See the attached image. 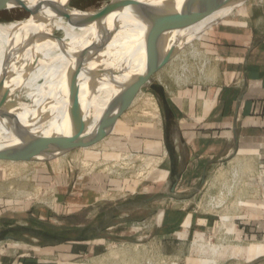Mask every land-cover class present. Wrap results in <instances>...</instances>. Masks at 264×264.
I'll return each instance as SVG.
<instances>
[{"label": "crops", "instance_id": "0c3cea01", "mask_svg": "<svg viewBox=\"0 0 264 264\" xmlns=\"http://www.w3.org/2000/svg\"><path fill=\"white\" fill-rule=\"evenodd\" d=\"M248 2L237 11L224 2V19L203 40L214 65L212 84L177 86L167 95L166 129L143 130L152 136L146 150L169 157L173 177L130 180L125 188L102 178L93 190L60 191L46 218L68 223L71 212L120 189L123 209L143 211V219L126 212L105 237L56 241L54 232L40 235L44 218L35 208L0 207V222H17L0 224V264H264V11L253 19L257 5L245 8ZM199 38L198 31L187 51ZM189 198L199 199L195 208ZM141 232L149 241H138ZM209 246H222L224 255L217 258L214 250L204 258Z\"/></svg>", "mask_w": 264, "mask_h": 264}, {"label": "bare ground", "instance_id": "6f19581e", "mask_svg": "<svg viewBox=\"0 0 264 264\" xmlns=\"http://www.w3.org/2000/svg\"><path fill=\"white\" fill-rule=\"evenodd\" d=\"M25 1L33 5L40 0ZM56 1L60 5L51 10L0 13V86L4 80L0 95L17 101L15 113L26 128L18 138L2 121L0 137L16 144L68 133L69 101L78 88L88 130H92L129 77L143 71L147 16L164 0H133L130 8L113 12L112 5L122 0H102L93 11L73 6V0ZM222 1H201L180 28L167 35L168 49L178 52L174 58L188 46L189 37L224 19ZM175 2L180 9L183 0ZM242 2L225 6L231 10ZM100 59L106 61L96 91L90 93V72Z\"/></svg>", "mask_w": 264, "mask_h": 264}, {"label": "rangeland", "instance_id": "374dc122", "mask_svg": "<svg viewBox=\"0 0 264 264\" xmlns=\"http://www.w3.org/2000/svg\"><path fill=\"white\" fill-rule=\"evenodd\" d=\"M79 1L73 0L72 5L85 11H93L101 6L105 0ZM230 1L235 0H223L222 4L224 2L230 3ZM243 1L241 5L249 0ZM252 3L254 6L257 5L253 9L252 18L263 15L261 10L264 11V0L257 3L255 0H251L245 8ZM239 8H233L232 11H237ZM212 28L202 34L200 33L197 46L199 50L191 45L187 51V46L181 52L185 55L181 58L182 60H173L155 74L152 77L153 84L164 88L166 95H169L173 89L180 85L212 84L214 65H212L209 53L206 52L205 41H203L208 38L210 34L208 32ZM189 40H194V35L189 37ZM177 58L179 57L176 56ZM165 122L161 96L148 87L138 94L130 108L119 118L102 142L94 143L89 148L73 150L60 157L32 162L11 163V161H0V207L6 209L23 208V212H26L30 207L35 208L39 212V216L45 220H42L43 223L38 225L40 231L43 232L40 235L54 232L56 241L63 238L93 240L102 236L105 237L113 232L108 228L117 225L116 223L120 221L126 212H130L128 214L131 215L130 217L143 219V211L131 210L127 207L125 208L128 209L127 211L123 209L126 202L119 199L118 196L121 195H118V193L121 194V191L117 189L118 193L117 191H108L104 200L93 203L85 210L82 208L80 213L78 211L75 214L71 212L68 223H62L61 221L60 223H53L48 219L46 220L47 213L51 212L49 207L52 206L53 196L57 192L66 190L79 192L86 187L93 190L102 178L107 179L109 183L121 182L124 188V184L130 183V180H148L159 174L163 175V173L172 178L174 174L172 168L169 167V157H160L147 151L145 147L147 142L145 141L152 136L143 133V130H148L150 126L166 129ZM110 143L113 144L109 145ZM184 195H187V193ZM129 200L132 199H128L127 202ZM175 200L179 201L181 199H172L171 202H175ZM187 201L189 208H195V203L197 204L199 199L189 198ZM112 208L115 209L112 210ZM75 209L79 208H71L72 211H75ZM16 223L14 220L7 222L1 220L0 222L1 225L7 226ZM30 224L29 222L28 226ZM120 228L125 229L124 226ZM118 230L114 232L121 233ZM143 235L146 234L141 232V236ZM214 250H216V253H214ZM203 253L204 258L207 254L212 256L213 253V256L219 258L225 252L222 250V246H216L215 248H205Z\"/></svg>", "mask_w": 264, "mask_h": 264}, {"label": "water", "instance_id": "95a60500", "mask_svg": "<svg viewBox=\"0 0 264 264\" xmlns=\"http://www.w3.org/2000/svg\"><path fill=\"white\" fill-rule=\"evenodd\" d=\"M201 1L204 0H183L181 8L177 9L175 0H164L158 6L153 7L146 22L147 32L143 47L145 53L144 69L141 73L132 74L129 77L122 90L111 99L100 122L92 130H88V124L82 110L81 90L78 88L69 101L68 133H54L30 138L19 144L0 137V161L32 162L65 155L80 148H89L90 145L102 141L111 132L119 118L130 108L144 88L149 87L161 96L165 115L171 117L172 111L168 96L164 88L153 84L152 77L166 67L178 53L174 48L168 49L167 35L178 30L186 16ZM133 4V0H122L118 4L112 5V12L130 8ZM59 5L60 2L56 0H40L33 5H29L25 0H0V13L18 9L27 11L51 10ZM105 61L106 59L98 60L90 72V80L87 83L90 93L96 91V80L99 78L100 69ZM3 85L4 80H2L0 87ZM16 107L17 101L0 95V130L3 127L2 121H5L8 130L19 138L26 128L15 113Z\"/></svg>", "mask_w": 264, "mask_h": 264}, {"label": "built area", "instance_id": "2783aa9c", "mask_svg": "<svg viewBox=\"0 0 264 264\" xmlns=\"http://www.w3.org/2000/svg\"><path fill=\"white\" fill-rule=\"evenodd\" d=\"M140 228L143 230V231H146V230H148L149 229V224L146 222V221H143L141 224H140ZM149 236L146 234V235H143V236H141V238H140V240H138V241H140V242H145V241H149ZM170 264H177L175 261H171V262H169Z\"/></svg>", "mask_w": 264, "mask_h": 264}]
</instances>
